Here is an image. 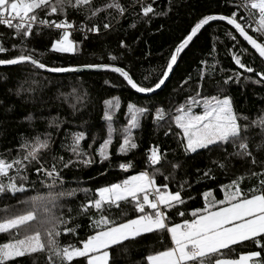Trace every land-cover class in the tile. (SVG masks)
I'll return each mask as SVG.
<instances>
[{"label": "snow or ice", "instance_id": "1", "mask_svg": "<svg viewBox=\"0 0 264 264\" xmlns=\"http://www.w3.org/2000/svg\"><path fill=\"white\" fill-rule=\"evenodd\" d=\"M171 4L172 0H168V10H158L157 0H135L130 6H126L122 0H102L99 4L97 0H0V25L11 30V40L19 42V45L12 43L9 48L0 37V66L25 65L34 71L77 73L80 69L76 67H49L37 58L35 48L27 47L28 42L34 36L42 35L44 30H55L58 38L51 40L49 51L74 53L76 42L70 39L73 31L80 32L84 39L89 34L98 36L112 32L117 24L129 16L130 11L135 13L134 22L130 25L134 28L136 22L149 23L154 17L167 16ZM221 6L231 11L205 14L195 21L155 78L150 80L148 76L143 77L147 83L136 79L133 68L122 66L124 54L129 49L124 40L118 43L120 54H108L110 63L84 65L88 69L117 74L130 90L150 100L148 104L129 101L125 113L127 122L119 130L114 127V118L121 109V101L119 97L105 100L103 119L107 123V135L94 151L102 160H109V148L116 134L121 138L117 155L136 149L138 144L133 130L141 128L142 120L150 117L157 128H165V137L176 138L185 156L198 154L201 150L212 152L224 148V160L213 162L214 167L227 172L228 161L238 157L249 162L251 168L230 178L227 184L220 185L223 199H217L212 190L204 191L201 194L203 207L188 211L184 193L186 185L190 187L189 182L178 183V190L170 188L174 179L172 173L182 168V164L176 158L169 159V153L160 144H152L145 159L148 170L99 187L96 196L81 205V211L85 214L95 209L98 218L89 217L91 231L86 238L78 239L76 244L61 246L58 243L57 238L62 233L68 235L74 229L66 227L70 221L48 210L39 220L40 227L48 236L47 246L41 243L38 229L31 231L33 223L37 221L34 211L0 221V234L8 233L12 237L8 242L0 243V264H11L25 257L33 258L38 251L48 252V264H115L112 253L116 248L138 243L151 234H167L170 246L148 254L144 258L145 264H264V162L258 163L250 150L254 129L259 128V135L264 137V115L259 119H249L238 113L231 96L227 94L230 84H240L242 80L264 85V67L258 69L254 66L257 60L264 65V0H224ZM69 9L79 19H70ZM213 22H224L229 26L226 36L231 42L228 53L235 65L232 74L216 79L201 69L194 80V95L185 91L193 82L191 75L182 81L178 90L174 89L177 94H185L183 102L169 100L166 109L164 102L152 100L158 90L167 86L180 54L189 47L194 37ZM240 38L246 44H242ZM212 51H216L215 46ZM10 52L19 54L9 55ZM199 63L208 65L207 60ZM210 67L214 73L216 64ZM219 71L224 70L221 68ZM104 83L109 84V81L105 80ZM206 86H210L215 94H205ZM16 94L19 96L21 92L18 90ZM55 126L59 127V124ZM85 139L84 132L73 133L68 150L80 157L79 162L87 165L92 163V156L81 147V141ZM51 142L50 133L43 139L36 136L20 145L22 156L0 158V193L15 197L17 193L26 191L23 173L30 166H35L38 175L55 182L59 178L56 164L46 167L43 160V154L50 150ZM228 145L233 147V152H227ZM259 147L264 148V144ZM88 148H93V145L89 144ZM58 159L63 167L69 166L63 157ZM118 167L127 172L133 164L129 161L120 163ZM257 168L260 170L257 171ZM164 169L168 170V175L164 174ZM158 176L163 177L165 182L159 183ZM203 176L205 179H215L211 169L205 171ZM249 177L256 179L257 184L245 192L242 184ZM188 199H192L191 195ZM114 208L119 210V216L113 215ZM127 208L134 215L130 216ZM174 215L180 217L181 222H175ZM22 228L29 230L30 234L21 236ZM249 244L252 247L247 251L236 253L237 247L247 248ZM33 264H38V261L34 259Z\"/></svg>", "mask_w": 264, "mask_h": 264}, {"label": "trees", "instance_id": "2", "mask_svg": "<svg viewBox=\"0 0 264 264\" xmlns=\"http://www.w3.org/2000/svg\"><path fill=\"white\" fill-rule=\"evenodd\" d=\"M102 0H97L101 3ZM126 6L135 3V0H122ZM224 0H172L171 11L167 16L154 17L149 23L136 22V27H130L134 22L135 13L130 11L129 16L116 25V30L101 35L89 34L87 39L77 31H73L70 39L76 42L74 53H56L49 51L52 39L58 38L56 31L44 30L42 35L34 36L28 42V48L37 50V58L49 67H83L87 64L110 63L107 59L109 53L120 54L118 43L124 40L129 46L124 54L122 66L134 69L138 81H144L148 76L154 79L166 62L174 47L180 39L186 35L190 26L205 14L228 13L230 8L222 7ZM157 8L168 10V0H157ZM138 11V9H137ZM70 19H79L72 15L69 9ZM117 19H119L117 17ZM116 23L115 20L112 21ZM229 26L224 22H213L206 26L193 42L178 58V64L167 82V86L158 90V94L152 100L164 102V107H169L168 101L183 102L184 93L177 94L174 89H179L182 81L189 75L193 82L186 87L187 93H194V80L201 69L213 75L216 79L232 74L235 65L231 61L228 49L231 42L226 36ZM12 32L0 25V37L6 47L18 41L11 40ZM241 43L246 44V42ZM215 46L216 51H212ZM19 52H10L9 55H17ZM207 60L208 65L199 62ZM216 64V71H211V65ZM255 67H264L256 61ZM224 71H219V69ZM105 80L109 84H105ZM215 83V80L212 81ZM20 91L18 96L16 93ZM30 90V91H29ZM205 94L212 92L210 86L204 89ZM227 94L231 96L234 107L238 113H242L249 119H259L264 115V85L243 81L240 84L232 83L227 88ZM119 97L121 109L114 118V127L119 130L126 124V105L129 101L148 104L150 100L143 94H136L130 90L117 74L108 71H79L77 73H48L43 70L34 71L30 66H0V158L12 159L23 155L20 145L34 137L44 138L51 134V148L43 154L45 166L53 163L59 170V178L54 182L51 178L38 175L34 167L30 166L23 173L25 177L26 191L11 194L0 193V221L27 211H34L37 221L33 223L31 231H40L41 243L47 246L48 236L40 227L39 220L45 216L46 210L70 221L66 227L74 229L68 235L63 233L57 238L61 246L76 244L77 240L84 239L90 233L89 217L98 218L95 209L87 214L81 211V205L96 196V189L110 183L119 182L128 176L148 170L145 163L147 150L152 144H160L169 153V159L176 158L182 164V168L172 173L174 179L170 183L172 190H178L177 184L188 181L184 193L186 210L201 208L204 205L202 193L212 190L217 199H223L224 193L220 185L227 184L229 179L240 175L245 169L251 168L249 162L233 157L228 161V171L222 172L214 167L213 162H222L225 157L224 148L208 152L201 150L198 154L185 156L178 147L176 138L165 137V128H157L151 118L142 120V126L133 130L136 149L127 154L117 155V148L121 142L119 134L114 135L113 143L109 148L111 157L102 160L95 153L99 143L106 138L107 123L103 119L104 101ZM198 109H194L197 111ZM58 118V120L56 119ZM59 127H56V124ZM84 132L86 139L81 141V147L92 156V163L85 165L80 157L74 156L68 146L71 144L72 134ZM260 129L253 130L250 139V150L259 162H264V137L259 135ZM93 148H88V145ZM227 152L234 151L231 145L226 146ZM63 157L68 167H63L59 161ZM71 161V162H70ZM131 162L133 167L127 172L122 171L120 163ZM70 162V163H69ZM211 169L215 179H205L203 173ZM257 171L260 169L257 168ZM168 175V170L164 169ZM159 183H164L163 177L158 176ZM257 180L249 177L242 187L247 192L249 187L255 186ZM74 192V195H61V193ZM191 195L192 199H188ZM35 201L33 202V199ZM122 207H127L123 206ZM128 214L134 215L130 208ZM118 209H113V215L119 216ZM190 218V217H189ZM175 222H181V218L173 216ZM21 236L30 234L29 230L21 229ZM12 237L8 233L0 234V243L8 242ZM170 246V238L167 234L160 236L151 234L144 237L138 243L127 244L126 247L116 248L112 255L115 264H145V257L154 254ZM247 248H236V253L247 251ZM47 251H38L33 258L25 257L11 264H48Z\"/></svg>", "mask_w": 264, "mask_h": 264}, {"label": "water", "instance_id": "3", "mask_svg": "<svg viewBox=\"0 0 264 264\" xmlns=\"http://www.w3.org/2000/svg\"><path fill=\"white\" fill-rule=\"evenodd\" d=\"M76 68H79L80 71H96V70L85 68L84 66L83 67H76Z\"/></svg>", "mask_w": 264, "mask_h": 264}, {"label": "rangeland", "instance_id": "4", "mask_svg": "<svg viewBox=\"0 0 264 264\" xmlns=\"http://www.w3.org/2000/svg\"><path fill=\"white\" fill-rule=\"evenodd\" d=\"M201 109H198L197 111H200ZM138 173V172H137ZM137 173H134V174H132V175H136ZM132 175H130V176H132Z\"/></svg>", "mask_w": 264, "mask_h": 264}]
</instances>
